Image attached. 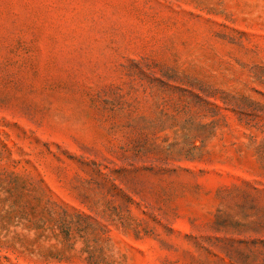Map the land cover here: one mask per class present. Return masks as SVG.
<instances>
[{
  "label": "rangeland",
  "instance_id": "obj_1",
  "mask_svg": "<svg viewBox=\"0 0 264 264\" xmlns=\"http://www.w3.org/2000/svg\"><path fill=\"white\" fill-rule=\"evenodd\" d=\"M0 264H264V0H0Z\"/></svg>",
  "mask_w": 264,
  "mask_h": 264
}]
</instances>
